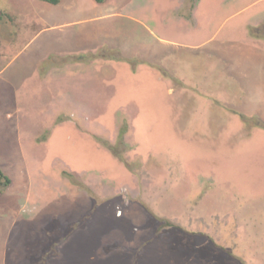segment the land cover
<instances>
[{
  "label": "rangeland",
  "instance_id": "rangeland-1",
  "mask_svg": "<svg viewBox=\"0 0 264 264\" xmlns=\"http://www.w3.org/2000/svg\"><path fill=\"white\" fill-rule=\"evenodd\" d=\"M38 1L0 0L1 81L48 28ZM192 3L139 2L165 51L57 56L1 89L0 264H264V0Z\"/></svg>",
  "mask_w": 264,
  "mask_h": 264
},
{
  "label": "crops",
  "instance_id": "crops-1",
  "mask_svg": "<svg viewBox=\"0 0 264 264\" xmlns=\"http://www.w3.org/2000/svg\"><path fill=\"white\" fill-rule=\"evenodd\" d=\"M141 1L108 0L103 5L94 0H60L57 5L38 1V19L48 28L37 34L34 44L17 60L5 66L12 75L7 81L0 80V98L5 94V91L1 92L2 88H7L8 94L14 96L28 78L40 73L43 64V70L53 66L52 60L57 56H84L117 49L123 57L147 59L156 43L165 51L166 41L153 36L150 30L153 22H145L147 11L138 5ZM135 16L138 18L134 19ZM244 32L243 39H246V28ZM246 51L255 58L261 71L264 67V48L258 44V47H249ZM15 100L0 102V118L1 107H12ZM3 113L6 115L7 111Z\"/></svg>",
  "mask_w": 264,
  "mask_h": 264
},
{
  "label": "trees",
  "instance_id": "trees-1",
  "mask_svg": "<svg viewBox=\"0 0 264 264\" xmlns=\"http://www.w3.org/2000/svg\"><path fill=\"white\" fill-rule=\"evenodd\" d=\"M41 2H46L49 4H53V5H57L59 3L60 0H39ZM97 4H105L107 2V0H94ZM192 4L194 5L192 8H195V6L197 5L198 0H192ZM257 32V31H256ZM254 33V31H252V34ZM100 54H93L90 55L92 57H104V51L99 52ZM114 60H123L124 58L122 57V55L119 53L117 55V57H113ZM51 61V60H50ZM241 118L245 121L248 122L250 121L249 118L241 115ZM256 126L260 127L261 129L264 130V123L262 121H259L258 123V119H257V123ZM127 129H128V125L125 123L120 131V134L117 138V141L115 144H109V143H104L106 148L109 150V152L116 157L117 159H119L120 161L124 162V153L126 151L125 149V135L127 133ZM71 178V177H70ZM73 180V179H71ZM11 184V180L9 179L8 176L4 175V173L2 171H0V192L4 191L5 188H7L9 185Z\"/></svg>",
  "mask_w": 264,
  "mask_h": 264
}]
</instances>
